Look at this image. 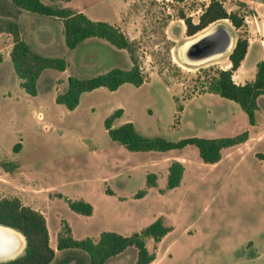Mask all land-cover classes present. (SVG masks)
I'll list each match as a JSON object with an SVG mask.
<instances>
[{"label":"rangeland","instance_id":"rangeland-1","mask_svg":"<svg viewBox=\"0 0 264 264\" xmlns=\"http://www.w3.org/2000/svg\"><path fill=\"white\" fill-rule=\"evenodd\" d=\"M44 1L65 5L62 0ZM221 1L229 12L244 16L245 25L237 30L228 21H220L199 34L223 26L235 43L239 37L247 39L251 47L243 70L252 74L263 57L264 0ZM209 2L73 0L66 4L83 8L93 20L121 24L122 32L135 44L145 76L140 87L124 84L116 91L98 88L84 93L79 105L68 110L56 102V96L67 90L70 76L90 79L114 68L128 70L132 67L129 53L105 41L69 49L61 20L0 0V18L18 22L34 52L68 63L65 71H43L34 97L21 87L11 61L0 64V182L5 178L7 186L26 187L22 192L29 194L23 197L24 203L46 211L53 236L62 221L76 239L96 238L104 231L129 236L162 216L172 231L162 244L148 241L156 253L155 264H264V162L258 157L264 154V96L257 123L251 127L237 103L207 92L209 79L219 70L230 69L232 51L200 65L186 64L178 55L180 47L197 36H187L180 13L197 22ZM9 37L0 36L4 54L10 50ZM120 108L124 114L114 127L131 122L147 137L179 141L249 131V139L224 150L217 164L204 163L194 146L166 153L131 152L111 140L104 125ZM18 143L21 148L16 152ZM182 158L187 162L186 175L179 187L166 190L167 165L171 159ZM4 162L21 167L9 171ZM149 173L158 177L154 188L146 186ZM35 186L46 189L38 201L30 195ZM107 188L113 194H107ZM141 190L147 191L145 196L136 197ZM17 194L18 189L3 190L0 197ZM59 194L90 200L96 205L94 215L71 211ZM130 248L121 264H135L137 249ZM52 264H90V260L82 250H57Z\"/></svg>","mask_w":264,"mask_h":264},{"label":"trees","instance_id":"trees-1","mask_svg":"<svg viewBox=\"0 0 264 264\" xmlns=\"http://www.w3.org/2000/svg\"><path fill=\"white\" fill-rule=\"evenodd\" d=\"M12 3L25 11L33 14L51 17L62 21L66 45L69 49H76L82 42L91 38L103 39L118 49L126 50L131 58L132 67L128 70L114 68L105 74L90 79H80L74 76L68 78V88L64 93L56 96V102L68 110H74L80 103L84 93L98 88L116 91L124 84L140 87L145 82V76L138 64L135 54V44L122 32L119 27L105 21H94L82 12H77L69 7L47 3L44 0H11ZM71 2L72 0H62ZM184 2L185 0H176ZM186 25V34L192 37L209 26L228 21L235 29L239 30L245 25L244 16L238 12H229L221 0H210L203 6L202 13L197 22L191 17L180 13ZM0 33H8L13 37L14 45L11 50V62L17 77L21 80V87L30 96L37 94V82L43 71L53 69L65 71L68 63L63 58L44 57L34 52L23 39L20 25L12 20L0 18ZM249 42L239 37L229 55L231 67L228 70H219L209 79L208 91L237 103L245 112L251 126L256 124V113L259 109L258 98L264 96V61L257 64L256 77L251 82L236 84L233 74L239 69L247 56ZM3 56L0 53V63ZM123 114V109L116 110L105 119L104 125L111 140L124 146L131 152H162L182 150L187 146L197 148L199 157L206 164H216L222 159V151L227 148L243 144L249 139V131L238 135L220 138L189 137L179 141H170L165 137H147L142 135L133 123H125L113 127L116 119ZM21 144L14 146L19 152ZM264 162V155L258 154ZM9 171L15 169L14 163H5ZM185 167L183 163L174 161L168 168L167 190H173L181 185ZM157 175L149 173L146 176L147 188L157 186ZM147 193L141 190L136 197H143ZM62 198V195H59ZM69 209L77 214L91 216L93 206L84 200L66 199ZM0 225L16 230L25 239L24 252L15 259L0 262V264H51L55 258V250L50 246V236L46 218L39 211L26 206L17 198L0 197ZM172 228L165 224L164 218L159 217L153 223L139 232L124 236L117 232L104 231L95 241L91 238L75 239L69 224L64 221L57 238V249L82 250L90 258V264H105L129 247L137 249L135 264H151L156 259V254L151 253L146 245L147 239H153L155 244L170 232Z\"/></svg>","mask_w":264,"mask_h":264},{"label":"crops","instance_id":"crops-1","mask_svg":"<svg viewBox=\"0 0 264 264\" xmlns=\"http://www.w3.org/2000/svg\"><path fill=\"white\" fill-rule=\"evenodd\" d=\"M73 2V0L71 1V2H64L65 3V5H62V6H65V7H68V6H66V4L67 5H70V3H72ZM70 8V7H69ZM72 10H74V11H77V12H82V13H84L85 15H86V12H85V10L83 9V8H71ZM87 16V15H86ZM3 17V16H2ZM88 17V16H87ZM90 19H92L91 17H90ZM93 20V19H92ZM94 21H99V20H94ZM123 20H121V22H122ZM106 22V21H105ZM18 23V22H17ZM109 23V22H108ZM19 24V23H18ZM111 24V23H110ZM20 25V24H19ZM111 25H113V26H116V27H121V24H111ZM21 27V26H20ZM121 29V28H120ZM122 30V29H121ZM123 31V30H122ZM204 31V30H203ZM202 32V31H201ZM124 33V32H123ZM200 33V32H199ZM2 34H6V35H9L10 36V34H8V33H0V36L2 35ZM21 34H22V29H21ZM125 34V33H124ZM22 37H23V39L28 43V41L25 39V37H24V35L22 34ZM193 37V36H192ZM13 38V37H12ZM11 37H9V40H11V44H10V50H9V52L7 53V54H4L2 51H1V49H0V53L2 54V56H3V62H5V61H7V60H9V61H11V56H10V53H11V50H12V48H13V45H14V41H13V39H12ZM88 41H105V40H103V39H98V38H91V39H87V40H85L84 42H88ZM132 41V40H131ZM84 42H82V43H84ZM101 42H99V43H101ZM106 43H107V41H105ZM81 43V44H82ZM29 44V43H28ZM0 46H1V44H0ZM262 46V45H261ZM250 47H251V45H249V48H248V53H247V56L249 55V51H250ZM262 49H263V57H262V59L261 60H259L258 62H260V61H264V47L262 46ZM37 53V52H36ZM246 56V57H247ZM246 59H244V61H245ZM244 61L242 62V64H241V66L239 67V69L237 70V71H235L234 72V74H233V80H234V82L236 83V84H245L246 82H251V81H253L254 79H255V77H256V72H257V64H258V62H257V64H256V67H255V71L252 73V74H250V72H245L244 70H243V63H244ZM2 62V63H3ZM2 63H0V64H2ZM230 65H231V63H230ZM20 84H21V80H20ZM60 94V93H59ZM58 95V94H57ZM261 97L262 96H260L259 98H258V106H259V102H260V99H261ZM120 109H122V108H120ZM118 110V109H117ZM258 112H259V109H258V111H257V113H256V123H257V114H258ZM123 114H124V110H123ZM123 114H122V116H123ZM129 123V122H128ZM125 124V123H124ZM123 125V124H122ZM250 125V124H249ZM256 125V124H255ZM254 125V126H255ZM121 126V125H120ZM251 126V125H250ZM254 126H251V127H254ZM113 127H114V125H113ZM119 127V126H118ZM246 143V142H245ZM244 144V143H243ZM241 145V144H240ZM237 146H239V145H237ZM188 147V146H187ZM236 147V146H235ZM186 148V147H185ZM232 148V147H231ZM227 149H229V148H227ZM183 150V149H182ZM224 150H226V149H224ZM223 150V151H224ZM173 151H181V150H173ZM223 151H222V158H223ZM199 154V153H198ZM262 154V153H261ZM264 155V154H263ZM201 159V158H200ZM222 160V159H221ZM220 160V161H221ZM174 161H179V162H181V163H183V165H184V167H185V171H184V175H183V179H184V177H185V175H186V172H187V167H186V161H185V159L184 158H182V159H171L170 160V164L169 165H167V170H168V168L170 167V165H171V163L172 162H174ZM219 161V162H220ZM218 162V163H219ZM5 163H14L15 165H16V169H20V167L21 166H18L19 164L18 163H16V162H4V164ZM217 164V163H216ZM18 169V170H19ZM14 170V169H13ZM4 174L5 175H11V173H9V172H5L4 171ZM4 175V176H5ZM0 178H3V177H1L0 176ZM183 179H182V181H183ZM5 182H0V192L1 191H3V190H15V189H18V193L19 194H17V195H14L13 197H17V198H19L22 202H23V204L24 205H26V206H29V207H31V208H33V209H35V210H37V211H39L40 213H42L43 215H44V217L46 218V222H47V227H48V230H49V236H50V246L52 247V249H54L55 250V257H56V255H57V238H58V234L60 233V231H61V229H62V225L63 224H61L60 225V227L59 228H57V231H56V233L54 234V236L52 235V233H51V230H50V226H49V223H48V215H47V213H46V211H44V210H42V208H39L38 206H35L33 203H24V200H23V197H25L26 196V194L27 193H24V192H22V191H24V190H26V187H24V186H13L12 185V183H10L9 185H12V186H7L6 184H4V183H6V179L4 178L3 179ZM8 182V181H7ZM182 183V182H181ZM166 189V188H165ZM165 189H162V191L164 190V192L167 190H165ZM174 190V189H173ZM31 191H33L32 192V194H30L31 195V197H32V199L34 200V201H36V199H37V201H38V195H40L39 193H45V191H46V189H44V188H38V187H34ZM34 193H37V194H34ZM106 193L107 194H113V191L110 189V188H107V190H106ZM28 194H29V192H28ZM27 194V195H28ZM59 195H61V194H59ZM59 195H58V197H59ZM4 197H7V198H12V197H8V196H3V198ZM2 198V197H1ZM60 198V197H59ZM62 198L66 201V199H68V198H66V197H63V195H62ZM32 200V201H33ZM40 200V199H39ZM72 200V199H71ZM83 200V199H82ZM33 201V202H34ZM84 201H86V202H88V203H92L90 200H84ZM67 203V202H66ZM92 206H93V213H92V215L91 216H93L94 215V213H95V211H96V205L94 204V203H92L91 204ZM87 217H90V216H87ZM162 217V216H161ZM164 218V217H163ZM165 221V220H164ZM64 221H62V223H63ZM154 222V221H153ZM152 222V223H153ZM166 224V223H165ZM150 225V224H149ZM168 226V225H167ZM170 227V226H169ZM71 228V227H70ZM71 232H72V235H73V230H72V228H71ZM102 233V232H101ZM100 233V234H101ZM170 234V233H169ZM169 234H167L162 240H161V242L160 243H158V244H162L163 243V241L165 240V238L169 235ZM100 236V235H99ZM99 236L98 237H96V238H91V239H93V240H97L98 238H99ZM73 237H74V235H73ZM87 238V237H86ZM88 238H90V237H88ZM76 239V238H75ZM84 239V238H83ZM79 240H81V239H79ZM149 240H153V239H147L146 240V245H147V248H148V250L151 252V253H155V252H153V251H151L150 249H149V247H148V241ZM154 242V241H153ZM155 244V243H154ZM155 245H157V244H155ZM155 248V247H154ZM130 247L126 250V251H124L123 253H121V254H119V255H117V256H115V257H113V258H110L105 264H121V260L123 259L122 257H124V255H125V253H128V252H130ZM67 250H75V249H67ZM59 251V250H58ZM63 251V250H62ZM156 254V253H155ZM55 259V258H54ZM89 260H90V258H89ZM54 261V260H53ZM53 261H52V263H53ZM51 263V264H52ZM156 263V259H155V261H153L151 264H155Z\"/></svg>","mask_w":264,"mask_h":264},{"label":"water","instance_id":"water-1","mask_svg":"<svg viewBox=\"0 0 264 264\" xmlns=\"http://www.w3.org/2000/svg\"><path fill=\"white\" fill-rule=\"evenodd\" d=\"M232 45L233 36L231 33L223 26H216L212 31L187 46L183 51V57L190 63H200L226 53ZM0 227L9 228L1 225ZM8 240L11 242L9 234L0 231V255L9 252Z\"/></svg>","mask_w":264,"mask_h":264},{"label":"bare ground","instance_id":"bare-ground-1","mask_svg":"<svg viewBox=\"0 0 264 264\" xmlns=\"http://www.w3.org/2000/svg\"><path fill=\"white\" fill-rule=\"evenodd\" d=\"M213 28L211 29H208L206 30L205 32L195 36L194 38L190 39L189 41H187L186 43H184L180 49H179V58L182 62L186 63V64H191V65H194V64H199V63H190L188 61L185 60V58L183 57V51L187 48V46H189L193 41L197 40L198 38H201L202 36H204L205 34H207L208 32L212 31ZM235 45V42H234V39H233V45L231 46V48L224 54H221L219 56H216V57H223V56H226L228 55L233 47ZM205 62V61H204ZM203 62V63H204ZM207 62V61H206ZM202 63V62H200ZM0 231L6 233V234H9L10 236V240L11 242L9 241V247L8 249L9 252L7 254H1L0 255V260L1 261H8V260H12V259H15L17 258L20 254L23 253L24 249H25V239L23 237L22 234H20L19 232L15 231V230H11L9 228H3V227H0Z\"/></svg>","mask_w":264,"mask_h":264},{"label":"flooded vegetation","instance_id":"flooded-vegetation-1","mask_svg":"<svg viewBox=\"0 0 264 264\" xmlns=\"http://www.w3.org/2000/svg\"><path fill=\"white\" fill-rule=\"evenodd\" d=\"M189 37V36H188ZM224 57V56H223ZM223 57H214V58H212V59H209V60H207V62L208 61H211V60H217V59H220V58H223ZM206 62V61H205ZM204 62V63H205ZM200 64H203V62L202 63H199V64H194V65H200ZM189 65H191V64H189Z\"/></svg>","mask_w":264,"mask_h":264}]
</instances>
